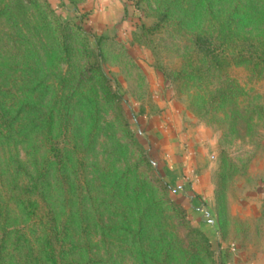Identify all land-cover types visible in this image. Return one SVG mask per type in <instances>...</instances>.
<instances>
[{
    "label": "rangeland",
    "instance_id": "374dc122",
    "mask_svg": "<svg viewBox=\"0 0 264 264\" xmlns=\"http://www.w3.org/2000/svg\"><path fill=\"white\" fill-rule=\"evenodd\" d=\"M263 42L264 0H0L2 264H264Z\"/></svg>",
    "mask_w": 264,
    "mask_h": 264
},
{
    "label": "trees",
    "instance_id": "16d2710c",
    "mask_svg": "<svg viewBox=\"0 0 264 264\" xmlns=\"http://www.w3.org/2000/svg\"><path fill=\"white\" fill-rule=\"evenodd\" d=\"M236 33L234 22L231 20V18H227L225 20H222V22L219 23V27L217 29L216 36H210V37H204L201 35H196L194 42L198 47H201L205 54L213 56L215 58V50L221 49L222 46L225 44V42L232 39L234 34ZM261 54L264 53V42L262 43L260 47ZM263 56V54L261 55ZM111 86V85H110ZM44 224L48 228L49 235H46V237L49 238V242H51V245L48 246V250L50 251L51 259L56 263L57 260V251L60 252L63 249V244L60 242L56 228H55V217L53 212L48 208H46L44 212ZM41 224V222H40ZM206 243L210 244L209 240H206ZM58 246V247H57ZM57 247V248H56ZM61 253V252H60ZM62 257L60 256V259ZM3 254L2 249L0 248V264H2ZM60 261V260H59Z\"/></svg>",
    "mask_w": 264,
    "mask_h": 264
}]
</instances>
